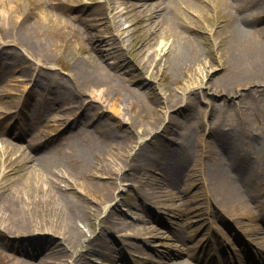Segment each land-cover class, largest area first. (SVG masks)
Masks as SVG:
<instances>
[{"label":"rangeland","instance_id":"1","mask_svg":"<svg viewBox=\"0 0 264 264\" xmlns=\"http://www.w3.org/2000/svg\"><path fill=\"white\" fill-rule=\"evenodd\" d=\"M242 16L264 47V0H0V264L245 262L235 227L264 238V63L230 52ZM218 156L259 205L227 201ZM57 187L83 208L75 242Z\"/></svg>","mask_w":264,"mask_h":264},{"label":"bare ground","instance_id":"2","mask_svg":"<svg viewBox=\"0 0 264 264\" xmlns=\"http://www.w3.org/2000/svg\"><path fill=\"white\" fill-rule=\"evenodd\" d=\"M146 5V4H145ZM164 19L167 18V23L171 28V30L173 32H179L177 31V27L178 25L173 21V18H171L170 16H168L167 14H165ZM233 27H234V39L236 40L234 47L232 49H230L231 54L235 55L238 54V57L236 58L237 60L246 62L247 64H254L257 63V61H263L264 63V47L259 46L258 44L255 43L254 39L252 38V36H250V33L247 32V28L245 27V25H248V21L242 16L240 17L238 20H236L235 22L232 23ZM183 43L180 45V47L178 49H176V56H178L179 61L180 59L185 55V56H192V54H196L198 53V48L196 47V45L187 40V41H182ZM184 56V57H185ZM76 67H84L83 65H81L80 63L76 65ZM86 70L85 73H87L88 75H84L85 77L87 76H91L93 77V75L96 74H102L99 68L96 67H100L97 65H92V66H85ZM93 67V68H92ZM172 123L175 124L176 121L172 119ZM206 145L207 142L205 141ZM230 152V151H229ZM220 155L222 154V152H219ZM226 156H228L227 153H225ZM235 155V154H234ZM149 157V156H148ZM229 160L233 157L230 154L227 157V160ZM99 160H101L100 158H98ZM45 162L42 163L43 167L42 172L46 173L50 170L53 169V165L55 164V162L49 158L44 160ZM256 161V163H255ZM251 165H249V168H251V170L254 169V171H257L258 174H260L261 172V176L264 178V169L263 165H264V160L262 159L261 161L255 160ZM234 162H230V167H233L234 165H232ZM99 163H92V167L93 169H99ZM223 163H221V157L219 158H215L213 159L211 166H210V171H212V176L216 179H220V184H221V190L223 192L224 197H226L227 201H230L232 204H237L241 207H253L252 204H255L254 202H251V200H253L254 198L247 193V189L245 187L244 184V180H239V179H234V177H232L229 173V170L222 165ZM103 167V166H102ZM166 168V167H165ZM261 168V169H260ZM91 170L92 173H96L94 172V170ZM262 170V171H261ZM259 171V172H258ZM173 175L172 173H170V176ZM53 188H49L48 191L55 193L56 196H59L62 205L61 208V223L59 225H61L64 228L65 232L69 233V238L71 241L75 242L77 239L80 238V235L83 234V231L81 230L80 226H79V220L81 218L82 215V210L83 208L81 206H79V203L76 202L77 200L72 199L71 196H69L68 194H65L62 190L58 189V187L56 188L57 190H52ZM55 189V188H54ZM252 203V204H251ZM17 204V203H16ZM19 206V204H18ZM19 208V207H18ZM16 209V208H15ZM18 210V209H17ZM110 221H115L116 216H115V212L113 215L110 216ZM19 221L22 222L24 225L25 221L24 220H20ZM25 226V225H24ZM264 227V226H263ZM263 227H258L256 229V234L258 233H264V228ZM264 238H261L259 242H262L264 244ZM264 248V246H263ZM171 257V256H170ZM116 259L119 258V256L115 257ZM193 258L192 256H189V259H185V260H181V261H175V262H171L169 260V262H164V264H193L190 259ZM206 258H208V256L206 255ZM116 259H112L111 262L113 263L114 261H117ZM209 259V258H208ZM207 262V259H206ZM209 262L211 263L210 259ZM211 264H214L213 262ZM222 264V263H219Z\"/></svg>","mask_w":264,"mask_h":264}]
</instances>
